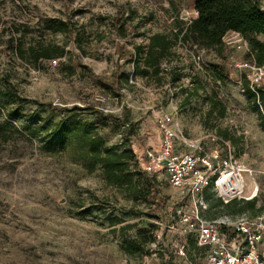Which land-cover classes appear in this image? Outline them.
Listing matches in <instances>:
<instances>
[{
  "label": "rangeland",
  "instance_id": "374dc122",
  "mask_svg": "<svg viewBox=\"0 0 264 264\" xmlns=\"http://www.w3.org/2000/svg\"><path fill=\"white\" fill-rule=\"evenodd\" d=\"M264 6V0H258ZM195 0H0V121L14 124L13 138H0V264H202L203 249L183 230L177 210L189 212L190 198L158 174L160 198L165 200L160 216L143 214L144 202L124 198L106 186L101 169L87 174L72 150L51 154L39 138L31 139L25 125L48 124L60 119L45 105L63 107L93 106L105 121L107 146L122 141L113 125L129 110L130 147L137 158L149 148H158V117L171 113L180 132L190 140H200L202 148L234 149L237 161L254 169L258 186V205L264 204V123L254 110L240 70L235 61L245 59L247 51L226 43L224 56L209 50L204 61L220 64L225 79L214 81L208 69L193 68L190 47L177 45L176 55L162 62L164 78L142 77L131 61L135 46L147 44L155 32L169 33L177 22L195 16ZM70 19L75 29L54 32L50 27ZM127 20L126 36H120L114 20ZM120 24V23H119ZM228 32L227 34H231ZM54 39L65 46V54L56 60L32 62L28 46L36 40ZM145 53L140 55V59ZM142 66V64H140ZM177 69L175 73L171 70ZM128 73L129 85H120L116 95L109 87L90 79L92 74L112 82L115 72ZM179 74V79L172 78ZM197 76L204 89L189 104L184 103L185 88L192 87ZM10 92L6 97L3 92ZM225 107L210 113L211 99ZM83 120L95 118L82 111ZM230 139L221 135L225 131ZM184 149L183 143L177 141ZM143 163V161H141ZM141 166V165H140ZM248 188V184H247ZM216 195L203 218L237 219L256 217L251 211L233 215L217 207ZM131 207L141 210L132 214ZM260 215V214H259ZM258 216V215H257ZM119 218L117 229L133 224L130 238L144 243L142 255H128L121 249V232L110 226V218ZM138 228L147 236L139 237ZM150 235V237H149ZM188 243L185 256L176 254L182 242Z\"/></svg>",
  "mask_w": 264,
  "mask_h": 264
},
{
  "label": "trees",
  "instance_id": "16d2710c",
  "mask_svg": "<svg viewBox=\"0 0 264 264\" xmlns=\"http://www.w3.org/2000/svg\"><path fill=\"white\" fill-rule=\"evenodd\" d=\"M194 9L198 11V15L190 21H178V28L169 33H151L147 36L146 45L135 46L131 61L134 62L136 70H140L139 74L142 77L155 78L161 82L164 78L162 62L168 61L176 55L175 48L179 41L186 45L196 44L201 48L215 51L220 57L224 56L226 51L224 37L228 32L240 33L249 46L246 57L254 59L260 65L264 64V9L258 0H195ZM113 25L120 36H126L127 20H114ZM50 27L54 32H67L70 36L75 29V25L70 19L59 20L51 24ZM27 52L29 59L35 63L40 60H57L65 54V46L54 39L36 40L28 46ZM142 53H145V56L141 60ZM207 69L215 82L222 81L226 77L224 67L220 64H208ZM176 71L177 69L171 70L172 73ZM130 78L128 73L118 71L114 73L112 82H107L98 75L90 76L91 80L109 87L116 95H119L116 92L117 88L120 85H129ZM172 78L178 80L179 74H172ZM243 83L247 87L249 99L253 101L254 110L259 111L257 95L250 90L246 79H243ZM192 84L191 88L183 90L185 94L183 105L189 104L193 97L203 95L200 91L204 89V86L197 76L193 77ZM3 95L12 97L9 91L3 92ZM205 98L211 99L210 113L218 109L222 115L224 114L225 107L220 102L207 95ZM259 99L264 101V90L260 91ZM45 105L53 112L59 111L60 119L48 124L31 122V124L25 125L24 129L31 139L42 140L47 144L51 154L61 155L72 150L81 161L85 173L92 174L100 168L106 186L122 193L125 199L131 200L133 203L144 202L147 209L143 214L147 217L157 218L160 216L165 205V200L160 198V182L157 175L142 169L135 151L130 147L129 110H126V115L119 118L118 122L113 125V132L122 133L121 143L107 146L109 136L105 132L104 123L111 116L101 117V112L88 105L83 107L75 105L72 108L59 107L52 103ZM82 111H87L95 118L83 120L80 117ZM14 127V124L7 120L0 121V138L5 142L11 140L13 134L9 132V129ZM221 135L230 139L226 130L222 131ZM204 196L209 207H212L211 202L215 194L210 189H206ZM216 199L217 207L228 210L233 215L251 211L254 216H257L264 212V204L258 205L256 197L249 200L233 199L227 203L219 197ZM130 209L134 215L141 213V210L134 207ZM109 224L115 227L114 231L121 232L123 237L121 249L126 254L133 256L144 253V243L127 235V231L133 229V224H125L117 229L120 219L114 217L110 218ZM147 232L146 229L138 228L137 235L145 237ZM188 235L195 246L200 248L193 235Z\"/></svg>",
  "mask_w": 264,
  "mask_h": 264
},
{
  "label": "built area",
  "instance_id": "2783aa9c",
  "mask_svg": "<svg viewBox=\"0 0 264 264\" xmlns=\"http://www.w3.org/2000/svg\"><path fill=\"white\" fill-rule=\"evenodd\" d=\"M197 15L198 11L195 10L194 17ZM224 42L249 51L248 43L240 33L232 32ZM178 45L196 51L192 55L193 68L207 69L204 55L208 49L196 44L186 45L182 41ZM52 61L56 63V60ZM235 66L241 72L242 81L246 79L250 90L257 95L264 123V101L259 99L260 91L264 90V64L245 58L235 61ZM158 126L161 134L159 147L147 149L145 161L143 158H138V161L142 169L150 174H165L171 186L190 198L191 210L186 212L181 207L177 210V216L184 232L192 234L197 246L203 249L205 255L202 264H264V212L256 217L242 216L235 220L228 217L208 220L201 215V210L207 207L204 196L206 189L225 203L233 199L254 198L258 186L253 195L249 194L244 179L246 174L254 179V169L240 164L234 149L225 140H221L226 145L224 150H204L200 140H190L179 131L171 113L160 114ZM177 141L183 143L184 149L178 147ZM187 246L188 243L182 242L176 254L184 257Z\"/></svg>",
  "mask_w": 264,
  "mask_h": 264
},
{
  "label": "bare ground",
  "instance_id": "6f19581e",
  "mask_svg": "<svg viewBox=\"0 0 264 264\" xmlns=\"http://www.w3.org/2000/svg\"><path fill=\"white\" fill-rule=\"evenodd\" d=\"M247 177L251 178V181L248 184L247 190H248L249 194L253 195L255 193V191H256L257 184L255 182H253L252 177L249 174H247Z\"/></svg>",
  "mask_w": 264,
  "mask_h": 264
},
{
  "label": "crops",
  "instance_id": "0c3cea01",
  "mask_svg": "<svg viewBox=\"0 0 264 264\" xmlns=\"http://www.w3.org/2000/svg\"><path fill=\"white\" fill-rule=\"evenodd\" d=\"M230 35H231V34H226V36L224 37V41H225V40H228V39L230 38ZM156 133H157V139H158L157 142H158L159 139H160V137H161L160 130L158 129V130L156 131ZM244 179H245L246 185L249 184V182L251 181V178H248V177H247V174L244 176Z\"/></svg>",
  "mask_w": 264,
  "mask_h": 264
}]
</instances>
